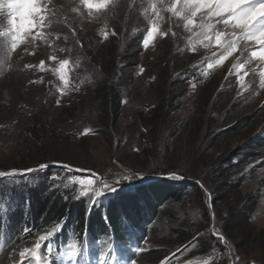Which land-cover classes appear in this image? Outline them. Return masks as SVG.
Returning <instances> with one entry per match:
<instances>
[{
    "label": "rangeland",
    "instance_id": "374dc122",
    "mask_svg": "<svg viewBox=\"0 0 264 264\" xmlns=\"http://www.w3.org/2000/svg\"><path fill=\"white\" fill-rule=\"evenodd\" d=\"M41 2L55 9V19L25 35L13 51L11 35L4 34L10 10L7 0H0V172L37 170L26 177H0V209L14 192L11 188L37 184L48 167L49 187L84 203L89 197L82 194L80 180L93 179L97 191L103 184L119 188L100 197L99 206L133 186L153 183L146 181L150 177L166 183L180 180L190 183L185 193L165 204L178 219L159 216L154 223L159 232L146 237L147 248L166 251L160 264H264V67L250 55L260 46L241 42L222 58L218 45L203 46L198 28H185V21L166 10L156 17L151 3L160 9L158 0H112L109 9L115 10L101 15L94 9L88 15L80 0ZM153 21L158 31L144 47ZM201 21L198 13L195 23ZM115 50L116 60L109 61L107 52ZM89 51L115 69L108 74L120 91L118 112L109 114L105 103H98L101 92L95 87L102 79H91L97 62ZM64 60L72 65H64L61 80ZM55 78L61 93L47 88ZM103 81L101 87L111 84ZM51 161L57 162L40 169ZM231 210L246 215L241 231L224 230ZM179 225L193 237L176 253L189 242H178L171 232ZM73 244L80 253L78 243ZM70 249L56 255L52 264H76ZM113 253L119 257L115 249ZM40 257L42 264H51L47 256ZM25 261L37 264L31 257ZM127 261L119 257L109 263ZM19 262L21 258L12 263Z\"/></svg>",
    "mask_w": 264,
    "mask_h": 264
},
{
    "label": "trees",
    "instance_id": "16d2710c",
    "mask_svg": "<svg viewBox=\"0 0 264 264\" xmlns=\"http://www.w3.org/2000/svg\"><path fill=\"white\" fill-rule=\"evenodd\" d=\"M80 44H83L82 41H80ZM116 50L114 53L113 51L107 52L110 53L109 61L112 57L116 60ZM87 54L93 61L97 62V64H94L95 67L90 69L91 79H102L95 87L99 93L101 92L98 103L104 102L109 114L112 111L118 112L121 108L120 94H118L120 91L112 86L115 85L113 75L108 74L110 69L113 73L115 69L112 67L108 69L105 58H93V51H89ZM77 61L78 58L73 66L77 64ZM104 63L105 65H103ZM71 65L72 60L69 61V67ZM103 80L111 84L101 87L100 85L104 83ZM47 88L55 91V93H61L59 79L51 84L49 82ZM153 112H156V110L151 111L150 114L153 115ZM52 162L57 161L43 162L42 164L49 166ZM48 168L41 173L43 174L42 177L40 174L37 184L23 183L10 189V193L14 192L8 197V202L0 209V240L3 241L0 264L15 263L20 258L19 253L23 248H33L42 237L47 239L51 235H53L51 241H45L41 246L43 253L46 252L45 248L50 244L49 242H52L55 249L58 250L72 239L77 241L78 245H85V240L89 239L93 244L99 243L102 245L103 252L109 248V243L115 241L118 243L123 256L128 257L129 260L134 259L135 263L138 261L139 264H160L162 259L167 256V253L163 255L166 252L165 250L147 248L145 246L146 237L150 238L155 236L156 232H159L158 225H154L159 216H162L165 220L178 219L171 208L165 204L168 200H180L181 195L185 193L190 183L186 184L180 180L177 183H166L160 182V179L153 181L151 184H145L143 187L140 185V188L137 185L136 187L133 186L124 193L109 197L107 202L102 200V206H93L70 196H62L57 190L51 189L47 181ZM20 175L22 177L29 176L28 174ZM153 178L155 177H150L146 181ZM140 183L143 184V181ZM10 187L11 185L7 186V189ZM2 193H4V190H2ZM245 217V214L231 210L227 215V222L223 226L224 230L241 231L242 226L247 223ZM182 227L184 226L179 225L171 231L178 237V242L188 241L193 237L192 233ZM25 228L29 231H23ZM190 242L189 240L175 252H182ZM123 246H131L132 249H123L121 248ZM137 249H140V251H137Z\"/></svg>",
    "mask_w": 264,
    "mask_h": 264
},
{
    "label": "snow or ice",
    "instance_id": "6c2138e0",
    "mask_svg": "<svg viewBox=\"0 0 264 264\" xmlns=\"http://www.w3.org/2000/svg\"><path fill=\"white\" fill-rule=\"evenodd\" d=\"M158 2L161 4L160 9L157 8V2L151 3V12L156 17L159 18L160 12L166 10L172 13L174 17L185 21V28H198L199 32L196 34L202 37L203 46L209 48L213 43L218 45L223 50L221 53L222 58L231 56L239 48L241 42H252L259 45V50L251 51L250 55L251 59L261 61V67H264V0H171L169 5H164L163 0H158ZM80 3L88 9V15L93 14V9L97 15L105 14L108 10H115V7L109 9V4L112 3V0H80ZM6 6L10 11L7 18V30L4 34L11 35L10 48L13 51L25 35L33 30H42L46 24L50 25L51 21L56 17L55 9L42 4L41 0H7ZM72 11H79V9L73 8ZM198 13L201 14L202 21L196 24L195 20ZM213 18H218L215 23L205 22L212 21ZM217 24L223 25V27L217 29ZM157 31V24L153 21L151 30L147 32L146 38L142 41L144 47H147ZM167 34V32L163 33L165 36ZM245 50L247 49L245 48ZM193 51H195V47H193ZM241 55H243V52H241ZM219 62V60L216 61V63ZM247 62L251 63V60ZM68 63V60L61 62V80H64L63 67ZM42 64L43 62H41ZM212 66V63L208 64L209 68ZM239 66L243 68L245 65L240 64ZM260 76V86L264 87V71L260 73ZM46 167L47 165L42 164L40 169ZM64 167L69 168L68 165H64ZM35 171L37 170L28 168L24 170V174ZM18 174L16 170L11 173L0 172V177ZM91 175L95 174L91 173ZM124 179L130 181L133 177H125ZM79 184L83 189L82 194L89 197V203L93 206L101 202L100 197L119 191L118 187L108 184H103L100 190L97 191L93 186L94 180L91 178L80 180ZM117 184H119V181H117ZM23 231L27 232L29 229L25 228ZM217 239L223 241L225 238L223 235H217ZM2 245L3 241L0 240V247ZM40 247L41 245L37 243L35 247L25 248L21 251L19 253L21 264H23L26 254L35 260L37 264H42L38 251ZM51 251L52 249L49 246L48 252L51 253ZM137 251H140V249H137ZM78 254V248L73 244L68 255L77 257ZM108 258L113 262L119 261V257L115 253ZM120 264H124V262H120ZM126 264H135V260L130 259Z\"/></svg>",
    "mask_w": 264,
    "mask_h": 264
},
{
    "label": "water",
    "instance_id": "95a60500",
    "mask_svg": "<svg viewBox=\"0 0 264 264\" xmlns=\"http://www.w3.org/2000/svg\"><path fill=\"white\" fill-rule=\"evenodd\" d=\"M31 169H32V168H31ZM24 170H25V169H23V171H19V174H24ZM27 174H28V173H27ZM157 179H159V177H158V178H153V179H151V180L154 181V180H157ZM151 180H150V181H151ZM147 182H149V181H147ZM110 194H111V193H110ZM110 194H107L106 196H109ZM229 264H234V263H233V261H230Z\"/></svg>",
    "mask_w": 264,
    "mask_h": 264
}]
</instances>
